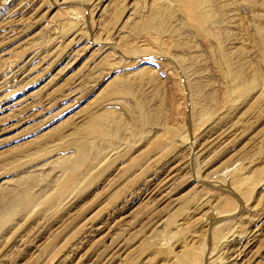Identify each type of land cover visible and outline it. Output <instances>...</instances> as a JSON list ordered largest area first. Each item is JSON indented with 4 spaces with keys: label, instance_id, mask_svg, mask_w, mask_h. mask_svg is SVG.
Here are the masks:
<instances>
[{
    "label": "rangeland",
    "instance_id": "374dc122",
    "mask_svg": "<svg viewBox=\"0 0 264 264\" xmlns=\"http://www.w3.org/2000/svg\"><path fill=\"white\" fill-rule=\"evenodd\" d=\"M197 1L0 0V264H264V0Z\"/></svg>",
    "mask_w": 264,
    "mask_h": 264
},
{
    "label": "bare ground",
    "instance_id": "6f19581e",
    "mask_svg": "<svg viewBox=\"0 0 264 264\" xmlns=\"http://www.w3.org/2000/svg\"><path fill=\"white\" fill-rule=\"evenodd\" d=\"M211 1H213V0H198L197 1L198 3L196 4V7L201 12L211 11L210 5L213 3ZM219 5L215 9V15H213L212 17H207L206 19H204L203 15H200L201 20L203 22H206V23L209 22V21L211 22L212 20H213V22L214 21L215 22H220L219 21V17L217 16V14L218 15L220 14L221 7H224V6L222 4H221V6H219ZM193 8L194 7L192 6L191 7L192 10L189 9V8L187 10H185V14L190 17L191 12L193 11ZM214 16H216V17H214ZM146 27L147 28H152V24L147 23ZM110 85L111 86L109 87V93L123 94V93H127L128 92L127 89L125 88V79L124 78H119V79H117L116 81H114ZM141 110H142V112L144 113V116L147 119H151V113L146 107L141 106ZM98 112L99 111H97V114H94V115L92 114V116L88 117L86 119V121L84 122V125L81 127L82 129L81 130L77 129V131H89L91 134L98 135V134H106L107 130H108L107 128H109V127H113V128L115 127L114 129H116L118 132L122 129V125L123 124L121 123V121L119 119H115L114 113H113L112 110H107L106 109V110H103L100 113H98ZM105 121H109L110 123H105ZM30 187H31V183H29L26 186L25 190L22 192V194L20 196L12 198V199H9L2 207L0 206V215L5 216L6 218H9L12 214L15 213V211H19V210L24 209L25 208L24 206L26 204H28L29 202L30 203L31 202L32 203L33 202L34 203L35 202H40L39 198L35 197L30 191H28L29 190L28 188H30ZM56 197H57V195L51 194L48 198L42 200V205L43 206H48V205L52 204L54 202V200L56 199ZM41 198H43V197H41Z\"/></svg>",
    "mask_w": 264,
    "mask_h": 264
}]
</instances>
